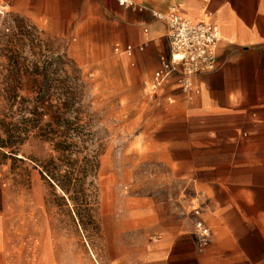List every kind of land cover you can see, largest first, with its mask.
Wrapping results in <instances>:
<instances>
[{
    "label": "crops",
    "instance_id": "crops-1",
    "mask_svg": "<svg viewBox=\"0 0 264 264\" xmlns=\"http://www.w3.org/2000/svg\"><path fill=\"white\" fill-rule=\"evenodd\" d=\"M130 1L0 0V22L22 19L89 51L107 97L130 114L124 126L133 130L134 157L148 163L150 194L133 201V220L150 233L125 241L107 235V263L264 264V0ZM173 9L216 23L215 68L192 74L187 91L172 73L151 92L147 82L168 52V26L153 13ZM2 173L0 264H61L54 237L23 231L28 197ZM196 219L210 229L203 245Z\"/></svg>",
    "mask_w": 264,
    "mask_h": 264
},
{
    "label": "rangeland",
    "instance_id": "rangeland-1",
    "mask_svg": "<svg viewBox=\"0 0 264 264\" xmlns=\"http://www.w3.org/2000/svg\"><path fill=\"white\" fill-rule=\"evenodd\" d=\"M88 56L22 19L0 22V170L28 197L23 231L54 237L61 264H108L107 235L150 233L132 209L150 196L148 163ZM122 200L129 210L111 208Z\"/></svg>",
    "mask_w": 264,
    "mask_h": 264
},
{
    "label": "built area",
    "instance_id": "built-area-1",
    "mask_svg": "<svg viewBox=\"0 0 264 264\" xmlns=\"http://www.w3.org/2000/svg\"><path fill=\"white\" fill-rule=\"evenodd\" d=\"M120 5L133 6L130 0H117ZM4 15L0 5V17ZM154 17L164 20L168 26V52L159 59V66L153 72L148 89L154 92L172 73H176L178 83L184 91L190 88V76L195 73L212 71L215 68L216 46L219 41V32L216 23L208 16L192 22L181 16L173 9L168 13L154 12ZM118 48H115L117 50ZM127 53L131 51L126 46ZM194 215L200 209L193 207ZM194 231L200 245L207 242L210 234L209 227L201 219L194 221Z\"/></svg>",
    "mask_w": 264,
    "mask_h": 264
}]
</instances>
